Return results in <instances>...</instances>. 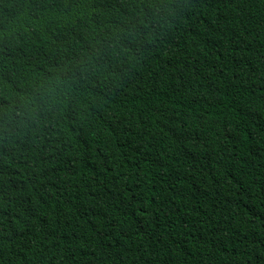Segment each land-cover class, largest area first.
Listing matches in <instances>:
<instances>
[{"label":"trees","instance_id":"obj_1","mask_svg":"<svg viewBox=\"0 0 264 264\" xmlns=\"http://www.w3.org/2000/svg\"><path fill=\"white\" fill-rule=\"evenodd\" d=\"M0 264H264V0H0Z\"/></svg>","mask_w":264,"mask_h":264}]
</instances>
